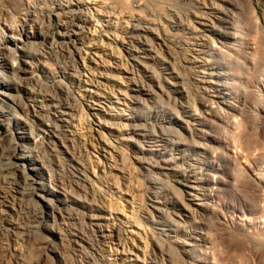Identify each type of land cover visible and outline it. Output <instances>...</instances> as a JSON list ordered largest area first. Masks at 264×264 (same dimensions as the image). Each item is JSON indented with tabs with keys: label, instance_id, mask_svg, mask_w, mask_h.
I'll return each mask as SVG.
<instances>
[{
	"label": "bare ground",
	"instance_id": "obj_1",
	"mask_svg": "<svg viewBox=\"0 0 264 264\" xmlns=\"http://www.w3.org/2000/svg\"><path fill=\"white\" fill-rule=\"evenodd\" d=\"M8 2L17 13L19 24H16L20 28L8 25L10 8L4 4L0 22H6V26H0V54L6 55L9 50L2 36L5 27L18 32L30 48L13 52L17 58L11 64L13 79L8 80L9 84L0 81V94L11 98L10 103L1 99L6 106L0 108L1 235L9 237L25 229L33 233L41 231L48 240L50 237L43 234L42 228L60 232V218L56 216L59 212L61 219H77L81 223L79 230L67 229L85 249L83 264H180L179 260L181 264H196L191 259L193 240L202 237L197 233V216L214 210L209 197L222 196L237 185L233 175H222L224 164L230 166L235 156L221 150L215 156L217 153H212L205 143L210 133L203 127L212 120L209 114L214 108L213 100L204 99L200 110L194 99L199 90L211 96L214 95L212 88L219 95L223 92L214 80L220 75L217 63L204 50L201 35V31L211 30L212 20L208 15H218L221 9L211 0H53V5L45 9L32 0ZM261 3L257 10L262 25L257 22V26L264 28V0ZM174 4L185 5L188 10L181 13ZM45 20L52 23L46 30ZM225 31L219 36L232 38V32ZM38 35L43 40L59 38L62 41L57 45L52 41L50 46L41 48L47 47L45 56L44 51H39L40 45L38 49L33 46L36 42L32 37ZM252 35L255 39L256 35ZM53 47L60 50L58 55ZM263 47L261 43L257 50L260 48L261 53ZM175 51L179 58L174 56ZM48 56L54 59V67L42 58ZM43 72L48 76L47 89L38 84L37 76ZM6 74L4 69L0 70L1 78ZM1 85L15 89L16 94L1 90ZM83 112L92 116L89 118L101 145L96 152L99 154L86 148L88 136L81 117ZM26 137L32 139L30 145L19 143L18 139ZM77 143L82 149L76 148ZM40 147L50 150L59 161L69 157L71 169L79 173L77 178L83 186L86 184L85 194L89 192L90 197L69 190L61 177L53 176L47 157L50 154L42 153V156ZM124 149L131 156L130 165H127L130 158L125 154L126 162L119 161ZM134 164L138 168L136 172ZM104 168L109 176L115 171L129 182L121 190L119 179L114 180L111 185L117 192L116 196L113 194L115 197L105 196L94 183ZM247 170L250 172L249 168L244 172ZM9 173L15 175L10 182L5 179ZM136 174L147 180L146 187L143 183L144 199L142 183L139 184ZM250 177L246 191L258 195L260 185ZM135 178L138 180L133 183ZM6 181L10 185L5 186ZM97 191L103 197L95 198ZM36 196L43 198L48 207ZM22 201L30 203L32 211H24ZM254 204L247 199L238 203L235 210L238 214L227 219L232 225L229 224L228 236L235 241L236 249L262 255L264 230H258L254 217L246 212H251ZM19 212L22 215L24 212L30 221L27 226L14 219ZM50 219L56 224L49 223ZM51 239L46 247L52 251L56 246ZM57 254L62 257L60 251Z\"/></svg>",
	"mask_w": 264,
	"mask_h": 264
},
{
	"label": "rangeland",
	"instance_id": "obj_2",
	"mask_svg": "<svg viewBox=\"0 0 264 264\" xmlns=\"http://www.w3.org/2000/svg\"><path fill=\"white\" fill-rule=\"evenodd\" d=\"M8 1H10V0H0V9L3 8V6L7 5V7L10 8L9 9L10 14L7 16V20H6L8 25L10 24L12 27L20 28V27H18L19 21L16 18L17 13L15 12V9L13 7H11L12 5H10ZM32 1L34 3L36 2L37 5L41 6L43 9L48 8L49 6L51 7L53 5V2H52L53 0L52 1L51 0H35V1L32 0ZM212 1L214 4H216L221 9L222 13H220L218 15L214 14L213 16L208 15L209 18L211 17V20H212L211 30L201 31V35L203 38L204 50L205 51L207 50L206 51L207 54L211 55V57L217 63V70L220 74L219 75L220 77L215 76L214 80L216 83L219 84L217 86H219V87L221 86L222 88L221 87L220 88L222 89V91L223 92L226 91V92H224V93L221 92V95H219L220 92L215 90V88H212V90H214V91H211V94H214V95H212L213 96L212 97L211 95H206L205 92H203V90H199V92L198 91L196 92L197 95H194V99L196 98L195 99V103L197 104L196 107H198L201 110L202 109V102L204 101V99H207V97L212 98L214 108L212 107L213 108L211 111L212 113L209 114V118H211L212 120L209 119V124H207V126L204 125V127H203V129L205 131L210 133V136H208L209 139L205 140V143H207V145L209 146L210 151L212 153H214V154L217 153V154H215V156L218 155L220 150L235 156V158H233V161L230 164V166H226L224 164V173L222 175H224L225 177H232V175H233L232 180L234 182V185H236L235 183H237V185L235 187H233L232 190H230V191L226 190L222 196H215V195L213 196L212 195L211 197L208 198L209 200L207 199L210 202L211 206L212 207L214 206L213 207L214 210L212 212L209 211L207 213H204L202 215L200 214L197 216V220H198V232L197 233L202 237L198 236V237H200L199 239H196L195 241L193 240V244H194V242H195V244L193 245L194 252H191V254H192L191 259L194 260V262L196 264H264V262H263L264 261V252L262 255H256L255 253L253 254V252H251V250H246L243 248L242 249L237 248L239 250L236 249L235 241H233V240L231 241L230 237L228 236L232 225L230 224L229 221H227V219H229V217H231V216L234 217L236 214H238V211H235L236 207L238 206V203H240L243 199H247V200H251L252 202L254 201L255 206H253V208H252L253 210L251 212H249V211H246V212L254 217L255 222H256L255 223L256 228L258 230H262V231L264 230V202H263L264 201V186H263L264 185V160H263L264 159L263 158L264 157V147H263L264 146V143H263L264 142V83H263L264 82V54H263L264 53V47L261 49V53H260L261 46H260V48H258L259 50H257V47H259V45L261 43H264V40L261 41L262 36L264 37V28L257 26L258 25L257 22L260 23L259 24L260 26L262 25L261 20H260L261 19L260 12H258V10H257V5H258V3H261L262 0H211V2ZM4 4H6V5H4ZM174 5L178 7V9L181 13L182 12L186 13V11L188 10L187 6H185V5H181V4H174ZM227 13L230 14L229 17L226 16ZM192 18H195V17L192 16ZM5 23L6 22H4V21L2 23L0 22V26H2L4 28V26H6ZM16 23H18V24H16ZM43 23H44V29L45 30L47 29V27L52 25V23L49 22L48 20H45ZM223 31L229 32V33L232 32L231 33L232 38L230 37V38L224 39V38L220 37L219 33L223 32ZM252 34L256 35L255 39H254V37H252L253 36ZM167 35H169V34H167ZM243 35H245V36H243ZM2 36L6 40V44L9 48V50H6V55L0 54V70L4 69V71L8 74H6L7 76H5L3 78L0 77V81L5 82V84H9L8 80L13 79L12 78L13 75H11V73H12L11 64L13 63V60H14V62L17 61V58H16V60L14 58L15 54L13 52L17 51L19 53V51L20 52L23 51L24 48H30V44L28 43L25 45V42L24 43L22 42V39H21L22 36L18 32L13 31L7 27H5V32L2 33ZM258 37H261V38H258ZM32 38H34V42H36V43L38 42L37 45L35 43V44H33V46L37 48L38 45H40L38 47V48H40L39 51L40 52L44 51L43 54H45V56L47 54L45 52V50L47 49L48 46H50L52 44V41L54 42L53 44H56V45H57V43L62 41L59 38H54V39L50 38L48 40H43V38H41V35H38V36H35ZM212 38H213V40H212ZM253 39H254V41L255 40L256 41L254 42ZM258 39H260V40L258 41ZM28 40L29 39H26V42H28ZM251 41H252V43H251ZM260 41H261V43H260ZM256 42H258L259 44ZM42 43L43 44L45 43L44 47H43ZM253 45H256L257 47L253 46ZM45 46H47L46 49L42 50L41 48H45ZM248 47H250V48H248ZM53 48H54V51L58 52V53H56L58 55L60 52L58 47H53ZM246 49L248 50V52ZM252 52H254V54ZM255 52L258 53V55L257 54L255 55ZM229 53H230V55H229ZM246 54H247V56H246ZM251 54H253L255 56V58H253ZM262 54H263V56L261 57ZM174 56L179 58L180 55L178 52L175 51ZM257 57H260V58H257ZM42 58L47 60L48 63L50 61V63H49L50 66L54 67V59L53 58H49V56H48V58L47 57H42ZM256 60H257V63H256ZM254 62L256 63L255 64L256 66L254 65ZM260 64H262L263 66L262 65L260 66ZM256 69H259V70H256ZM40 75H41V77H40ZM39 77L42 80V83H44L43 85H42ZM37 78L39 80L38 84L41 85L43 87V89H47L49 87L47 84L48 83V76H47V74L45 75V72L40 73L37 76ZM21 80L23 81V79H21ZM46 81H47V83H46ZM192 82H193V80H192ZM33 83L35 86V82H33ZM33 83H32V85H33ZM219 87H217V88H219ZM1 88H2L1 90L16 94V91L13 88L8 89L5 85H1ZM245 92H246V94H245ZM21 94L25 95L26 93L22 92ZM224 95H225V97H224ZM257 98H258V100H257ZM1 99L5 100L7 103L11 102V98L9 96L0 94V106H1L0 108L6 106V104L3 103L1 101ZM243 103H245V104H243ZM85 111H86V108L84 107V112ZM84 112L82 113L83 116L81 115V117L86 123L85 125H86V131H87V136H88L86 138V141H87L86 142V148L88 149V151L96 153V152H99L101 149V145L99 142V135L96 132H94L93 125L91 124V120L89 118V116H91V115L88 116V114H90V113L86 114ZM85 114H86V116H85ZM210 121H211V123H210ZM237 122H239V123H237ZM210 124H211V126H210ZM253 124H255V125H253ZM233 125H234V127H233ZM242 125H244V127ZM236 126H237V128H236ZM91 127H92V129H91ZM246 128H247V130H246ZM91 130H92V132H91ZM240 130H241V132H240ZM251 131H253V132H251ZM105 132L106 131H104L103 133L105 135H107L108 133L107 132L105 133ZM239 132L242 134H240ZM231 134H234L235 136H238V137L235 138V136L231 135ZM212 135H213V137H211ZM108 136H106V137H108ZM18 141H19V143H24L26 145H30L32 143V139L29 137H26L24 139L20 138V139H18ZM240 142H242V143H240ZM234 144L235 145L237 144V145L235 146ZM240 145H241V147H240ZM247 145L249 146V148ZM261 145H262V147H261ZM77 146L78 147H76V148L82 149L80 143H77ZM243 147H245V148H243ZM41 148L42 147H40V149ZM95 148H98V149H95ZM247 148L249 150H245ZM260 149H262V150H260ZM124 150L125 151H124V153H122V157L124 156L123 154H125L126 158L129 159L131 157L129 154V151L126 149H124ZM212 150L215 152H213ZM238 150H240L242 153L240 154V151L236 152ZM40 153L42 156H43L42 153H44V155H46V156H47V154H50V156L48 155L47 157L49 159V163H51L50 167H51V172L53 173V176L61 177L63 179V181L66 183V187H68L69 190H75V191L77 190V192L81 193L82 196L87 195L86 197H88V195L90 193L87 192V194H85L86 190H88V188H87L86 184L83 186L81 179L77 178V174H79V173H76L77 171H75L74 169H71V167L69 165L71 163V161L69 160V157L60 159L61 161H59V159H57L54 155H51L50 150L47 151L45 149H41ZM77 154H79V153H77ZM96 154H99V153H96ZM252 154H254V155H252ZM64 155L66 157L68 156L67 153ZM79 156H80V154H79ZM101 157L102 156L100 155V158ZM122 157H120V160H119L120 162H121V159H123V161H124L125 157H123V158ZM208 157H210V155H208L207 158ZM253 158H254V160H253ZM101 162L105 164V160H103V158H101ZM124 162H126V161H124ZM130 162H131V158H130V160H127L128 164L127 163L126 164L130 165L131 164ZM134 165L132 166L133 170H135L137 168V165H135V166ZM243 168L245 170H246V168L247 169L249 168L250 172L248 170L247 171L249 172L248 174H250V175L247 174V171L245 173L244 172L245 170ZM239 169H242V170H239ZM136 171H138V168H137V170H135V172ZM236 172L237 173L239 172L240 174H237ZM234 173L236 174V176ZM10 174L11 173H9V175ZM108 174H109V172L107 173V168H104L103 172L102 171L98 172L97 178H95V179L93 178L94 183L96 184V186L98 187V189L100 191L102 190L101 191L102 193L104 192L103 194L105 196L115 197L117 195L115 193H117V192H115L116 190L113 188V185H111L112 183H114V180L119 179L117 182L120 185L119 188L121 190L126 189L129 182H127V181L125 182L123 179H121L117 175V173H115V171L111 176H109ZM9 175H7V177ZM136 175L139 177L138 179L141 182H139V181L138 182H139V184L142 183V185L140 184V186L143 188V183L145 185L147 182V180H145L146 178L144 179V176H142V175L140 176V174H136ZM10 176H9L10 178L9 177L5 178L8 182H10L13 179V176H15V175H10ZM112 176H114V177H112ZM249 177H250V179H252L254 177L253 180L255 182H258V184L260 185V187L258 188V191H256V193L258 195L250 194V192L246 191V189L248 188L247 184L250 183L249 182L250 180H248ZM241 178H242V180H241ZM138 179H136V178H135V180L133 179V183L137 182ZM7 181L5 182V186L10 185ZM52 186L54 188H58L54 184H52ZM85 186H86V188H85ZM246 186H247V188H246ZM144 187H146V185ZM5 188H7V187H5ZM261 188H262V190H261ZM58 189L61 190L60 188H58ZM226 189H227V187H226ZM203 191H205V190H203ZM97 192H99V191H97ZM142 192H143L142 194L145 193V188H143ZM205 193H207V192H205ZM96 194H97V196L95 198L103 197V194L100 195V192L96 193ZM90 195H89V197H90ZM143 197L145 198L146 195L145 194L142 195V198ZM36 199L43 206H45V208L48 207L47 202L43 198L36 196ZM257 201H259V202H257ZM22 204H23V208L25 207L24 211H26V210L32 211V208H31L32 205H30V203L28 204L27 201H25V202L22 201ZM75 206H78V204ZM233 206H235V207H233ZM16 207H17V204H16ZM64 211L65 210L62 209V212H64ZM56 216L58 217V219L60 218L59 219L60 220L59 221L60 222V225H59L60 232H51V231H47L46 229L43 230V228H42L43 234L46 233V234H44L45 236L48 235L50 238H52L51 240L54 242V244L56 246V248L54 250H52V251L48 250V248L46 246H47L48 240L50 238L48 240H47V238L46 239L43 238V235L40 234L41 231L38 233H33L30 231L31 232L30 233L29 231H25V229L23 230V229L19 228L20 230L19 229H17V230L20 231V232L18 231L20 234H18V232H17L16 235H11L9 237L7 235L5 237L4 234L1 235L2 233H0V264H83V262H84L83 257H84V253H85L84 250L85 249L81 246V243H78V242L76 243L73 236L71 235L70 232H68V229H67L69 227V228H72V230H73V228L76 227L79 230L81 227V223L77 219H76L77 222H76V220L72 221L68 218H67V220H66V218L61 219L59 212H56ZM136 216H138V218L140 217L138 212H136ZM210 216L212 218H210ZM14 219L15 220L18 219L17 221L19 223L21 222L20 224H22L24 226H27V224H29V222H30L26 217H24V212H23V215H22V212H21V214L19 212L18 216L15 214ZM49 223H51L53 225L56 224L51 219H50ZM229 224L231 225V227ZM77 229H75V230H77ZM21 230H23L25 233ZM225 248H226V250H225ZM59 251L61 252L62 257H60L59 254H57V252H59ZM192 251H193V249H192ZM250 256L252 259L250 258ZM178 260L179 259H175V261H178ZM223 260L225 261V263L223 262ZM178 262H180V264L182 263L181 260H179Z\"/></svg>",
	"mask_w": 264,
	"mask_h": 264
}]
</instances>
